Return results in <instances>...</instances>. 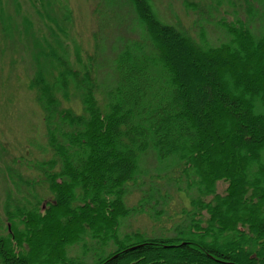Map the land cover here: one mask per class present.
Segmentation results:
<instances>
[{"label": "trees", "instance_id": "trees-1", "mask_svg": "<svg viewBox=\"0 0 264 264\" xmlns=\"http://www.w3.org/2000/svg\"><path fill=\"white\" fill-rule=\"evenodd\" d=\"M183 6L194 33L161 21L149 0H95L105 43L85 66L63 63L47 40L33 54L28 88L50 155L25 160L37 176L13 181L30 202L8 203L0 264H264V0ZM147 159L164 183L144 190ZM169 186L188 206L165 209ZM131 215L159 228L125 229Z\"/></svg>", "mask_w": 264, "mask_h": 264}, {"label": "rangeland", "instance_id": "rangeland-1", "mask_svg": "<svg viewBox=\"0 0 264 264\" xmlns=\"http://www.w3.org/2000/svg\"><path fill=\"white\" fill-rule=\"evenodd\" d=\"M149 1L161 21L186 29L190 34L194 33L192 15L189 9L187 11L184 8L183 0ZM195 1L197 0H193L194 3ZM93 3L95 0H0V235L7 234L6 228L11 232L10 222L5 219L8 203L11 208L16 209L22 208L26 201L30 202L28 186L13 184L14 180L19 183L21 180L30 181L33 176H37L36 172L24 166L25 160H42L50 155L45 151L40 152V147L44 148L46 144L42 145L44 136L42 112L35 101L34 93L28 88V83L36 72L32 56L43 47L44 40H47L52 46L60 45L55 53L62 58L63 63L72 69L78 67L81 69L85 66L94 55L93 46L101 43V40L105 43L101 33L96 31V24L93 23L91 14ZM33 4L38 9H43V12L45 10L47 15L62 21L61 27L64 28L65 35L56 33L54 25L45 22L37 14ZM207 32L206 29V40L214 42L208 38ZM76 45L77 52L74 53ZM108 59L110 57L106 54L105 60ZM95 61L98 68L101 67L100 82L106 70L105 66H101L104 63L101 52L97 53ZM143 166L146 174L140 179L145 182L144 190L150 185L156 187L159 183H164V180H159L158 183L155 179V175L163 176V173L156 172L158 167L156 161L147 159ZM150 179L154 182L151 183ZM182 184L181 181L178 186L184 187ZM43 187H46L44 183ZM169 194L171 197L165 209L172 208L176 211V203L182 208L188 206L189 199L185 192L180 191V198H177L173 187L169 186L167 195ZM141 196L142 193L133 190L128 198V205H136ZM152 204L155 207L159 206L158 209L161 208L154 200ZM161 225L163 223H160ZM122 226L148 234L159 228L150 219L144 217L137 219L136 215L124 220ZM69 255H75L73 247Z\"/></svg>", "mask_w": 264, "mask_h": 264}]
</instances>
